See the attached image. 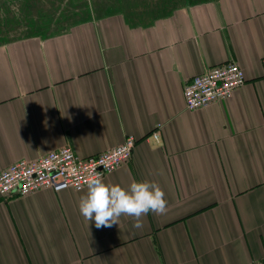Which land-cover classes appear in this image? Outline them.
Masks as SVG:
<instances>
[{
	"label": "crops",
	"instance_id": "0c3cea01",
	"mask_svg": "<svg viewBox=\"0 0 264 264\" xmlns=\"http://www.w3.org/2000/svg\"><path fill=\"white\" fill-rule=\"evenodd\" d=\"M158 4L91 10L48 34L0 32V171L134 135L131 159L105 183L155 181L168 201L142 229L125 216L97 229L79 212L86 187L0 193V264L264 261V0ZM230 60L246 82L187 109L185 83Z\"/></svg>",
	"mask_w": 264,
	"mask_h": 264
},
{
	"label": "built area",
	"instance_id": "2783aa9c",
	"mask_svg": "<svg viewBox=\"0 0 264 264\" xmlns=\"http://www.w3.org/2000/svg\"><path fill=\"white\" fill-rule=\"evenodd\" d=\"M261 64L264 71V57ZM247 80L245 70L233 60L200 72L184 87L186 108L190 110L230 97ZM136 137L128 135L120 144L90 155H79L71 144H64L37 158L20 159L0 171V193L5 197L27 195L45 187L60 190L82 189L96 173L106 174L129 161ZM247 264H264L255 260Z\"/></svg>",
	"mask_w": 264,
	"mask_h": 264
},
{
	"label": "clouds",
	"instance_id": "9594fccd",
	"mask_svg": "<svg viewBox=\"0 0 264 264\" xmlns=\"http://www.w3.org/2000/svg\"><path fill=\"white\" fill-rule=\"evenodd\" d=\"M165 192L155 181L133 180L127 187L105 183L102 174L96 173L86 185L79 199L80 214L88 222L94 221L97 229L119 225L122 216L133 219L132 227L142 229L143 218L149 213L164 215L168 209Z\"/></svg>",
	"mask_w": 264,
	"mask_h": 264
},
{
	"label": "rangeland",
	"instance_id": "374dc122",
	"mask_svg": "<svg viewBox=\"0 0 264 264\" xmlns=\"http://www.w3.org/2000/svg\"><path fill=\"white\" fill-rule=\"evenodd\" d=\"M154 1L159 5V0H0V30L4 28L0 32L4 36L48 34L56 31L58 23L87 18L92 11L100 14L108 8L153 7Z\"/></svg>",
	"mask_w": 264,
	"mask_h": 264
}]
</instances>
